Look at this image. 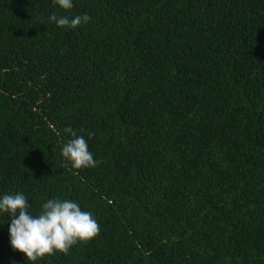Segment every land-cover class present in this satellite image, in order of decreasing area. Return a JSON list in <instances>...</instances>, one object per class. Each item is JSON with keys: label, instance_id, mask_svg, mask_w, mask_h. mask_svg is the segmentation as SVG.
I'll return each instance as SVG.
<instances>
[{"label": "trees", "instance_id": "trees-1", "mask_svg": "<svg viewBox=\"0 0 264 264\" xmlns=\"http://www.w3.org/2000/svg\"><path fill=\"white\" fill-rule=\"evenodd\" d=\"M73 5L0 0V193L99 224L35 264H264V0ZM68 126L96 167L65 165ZM0 219V264H33Z\"/></svg>", "mask_w": 264, "mask_h": 264}, {"label": "clouds", "instance_id": "clouds-1", "mask_svg": "<svg viewBox=\"0 0 264 264\" xmlns=\"http://www.w3.org/2000/svg\"><path fill=\"white\" fill-rule=\"evenodd\" d=\"M65 11L73 8V0H54ZM87 13L70 17L52 14L49 22L57 27L76 29L88 23ZM69 139L61 147L60 155L65 165L72 169L94 168L100 161L89 151L87 140L72 127L63 130ZM9 217L10 247L24 255L26 261H36L55 253L68 254L78 242H87L99 232V224L91 211L82 210L79 203L70 199L50 198L42 203L38 214L31 211L28 198L21 192L0 193V217ZM0 226L4 224V220Z\"/></svg>", "mask_w": 264, "mask_h": 264}]
</instances>
